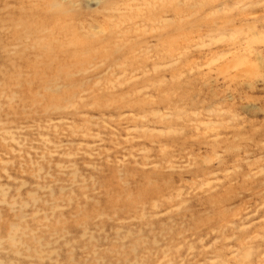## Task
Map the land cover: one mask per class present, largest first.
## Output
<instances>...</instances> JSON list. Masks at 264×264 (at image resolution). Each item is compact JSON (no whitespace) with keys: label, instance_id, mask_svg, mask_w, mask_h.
Returning <instances> with one entry per match:
<instances>
[{"label":"rangeland","instance_id":"obj_1","mask_svg":"<svg viewBox=\"0 0 264 264\" xmlns=\"http://www.w3.org/2000/svg\"><path fill=\"white\" fill-rule=\"evenodd\" d=\"M0 264H264V0H0Z\"/></svg>","mask_w":264,"mask_h":264}]
</instances>
